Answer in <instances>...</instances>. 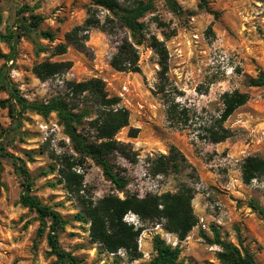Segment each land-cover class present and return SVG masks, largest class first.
Segmentation results:
<instances>
[{"label":"rangeland","instance_id":"rangeland-1","mask_svg":"<svg viewBox=\"0 0 264 264\" xmlns=\"http://www.w3.org/2000/svg\"><path fill=\"white\" fill-rule=\"evenodd\" d=\"M92 1L0 0V35L5 34L9 24L15 23L11 8L27 6L33 14L43 18L38 31L31 34L35 43L20 39L15 61L9 64L10 78L21 96L28 102H44L59 96L75 108V112L86 111L79 131L91 141L96 137L90 125L98 115L95 99L86 93L72 96L66 84L91 79L112 82L116 71L109 63L124 34L118 29L112 36L91 30L83 53L68 48L64 55L55 56L52 48L63 42L65 34L73 27L83 23L86 8ZM206 1L209 13L198 9L197 0H176L181 9L179 15L156 2L152 13L142 20L145 29L141 45L136 46L139 73L118 75L121 82H130L128 93L118 95V82L103 83L107 97L117 98L116 108L124 109L128 115V127L114 138L120 151L108 158L114 172L125 181L122 191L87 159L72 168L74 174L82 177L79 199L69 192L61 177L63 168L58 158L77 156L54 114L42 117L25 111L19 130L1 140L6 152L24 162L33 181L32 195L65 221L58 235L60 248L83 264H149L155 257L152 240L156 235L166 245L179 248L181 264H221L216 258L218 247L202 238L203 234L211 240L214 226L222 239L248 250L256 264H264V225L248 208L250 201L264 208V178L246 186L241 182L240 173L246 157L264 158V87H248V79L255 77L258 70L264 71V0ZM99 15L103 19L107 13L100 10ZM22 16L26 18L28 14ZM45 31L55 35L54 43L40 37V32ZM127 36L133 43L130 34ZM151 37L161 42L167 51L168 71L163 79L159 58L150 47ZM37 45L46 46L47 51L38 52ZM0 51L9 53L8 46L1 41ZM43 61L69 62L71 68L41 82L33 75L32 68ZM3 64L0 59V67ZM160 87L162 93H158ZM233 91L247 93L249 100L224 124L231 137L220 144L201 140L205 123L211 117L217 118L222 109L221 95ZM6 98V93L0 91V100ZM170 101L178 104L179 110L186 111V125L172 127L167 123L165 111ZM14 126L7 110L0 109V127L8 130ZM134 133L136 137L130 138ZM171 148L184 156L192 169L179 167L166 175H155L160 156H169ZM120 156H129V159ZM182 185L194 190L193 212L205 229L197 225L179 242L162 226L142 225L136 216L128 214L124 222L144 228L138 241L142 257L134 262L128 260L124 251L108 254L93 244L89 224L77 218L83 212L78 200L84 206L95 205L109 196L124 199L132 194L143 197L175 193ZM20 192L12 167L2 162L0 264H55L56 259L47 256L45 235H36L37 215L18 204Z\"/></svg>","mask_w":264,"mask_h":264},{"label":"trees","instance_id":"trees-1","mask_svg":"<svg viewBox=\"0 0 264 264\" xmlns=\"http://www.w3.org/2000/svg\"><path fill=\"white\" fill-rule=\"evenodd\" d=\"M156 2H161L172 14L179 15L181 9L176 0H93L86 8V18L79 26L73 27L64 36V41L56 44L52 48L55 56H62L68 48H73L81 53L86 51V42L91 30L112 36L118 29L122 36L116 47V53L109 63L110 67L118 73H139L138 53L136 46L141 45L142 33L145 25L142 20L151 14ZM199 10L208 12L206 0H197ZM105 11L107 15L101 19L99 11ZM11 17L15 23L6 27L4 35H0V41L4 42L9 53L3 54L0 51V59L4 64L0 67V91L6 93L7 98L0 100V109L7 110L10 119L15 122V126L8 130L0 127V173L2 162L9 164L19 180L21 192L18 204L37 215L39 227L37 237L45 235L48 247L47 256L56 259L55 264H83L70 253L63 251L59 246L58 235L63 230L65 221L59 213L48 206L42 205L40 201L32 195L33 181L29 176L24 162L12 154L5 151L2 139L8 138L17 132L21 126L22 113L31 111L35 114L47 117L51 114L56 116L58 124L62 127L63 133L69 140L73 153L77 158H68L63 155L60 159L62 163L61 177L67 185L70 193L77 196L80 192L82 177L74 174L72 168L82 165L87 159L91 160L99 167L106 179L111 182L119 191L125 187V181L112 169L108 158L115 152H119V144L114 139L119 131L128 127V115L124 109L116 108L117 98H108L104 91V84L101 80L91 79L80 83H67V90L74 97L89 94L95 99L98 107L97 117L90 122L96 131L95 140L91 141L87 136L79 131L83 119L87 116L86 111L75 112L64 98L55 97L44 102H28L23 98L10 78L11 66L14 63L20 39H31V34L38 31V27L43 21L39 15L33 14V10L27 6L11 8ZM28 14L25 18L22 15ZM22 16V17H21ZM19 17V18H18ZM127 34L134 41H129ZM40 37L49 43H54L55 35L52 32H40ZM150 47L159 58L161 79L168 71V55L166 48L155 37L150 38ZM264 44V35L262 36ZM38 52L47 51L46 46L37 45ZM71 68L69 62H49L43 61L34 65L33 75L41 82H46L52 78L66 73ZM248 87H264V71L258 70L255 77L248 79ZM163 88H158V93H162ZM249 100L247 93L239 91L226 92L220 97L222 109L217 118L211 117L202 128L203 136L200 139L210 144H220L231 137V133L224 127L228 118ZM19 110L17 109V107ZM165 118L172 127L186 125L188 118L185 110H179V105L174 101L167 102ZM135 133L130 138H135ZM129 159V156H120ZM155 175H166L171 170H178L179 167L192 169L184 156H181L174 148L169 151V156H160ZM241 182L250 185L254 181L264 178V158L258 156L246 157L241 164ZM194 190L182 185L175 193H163L161 195H126L124 199L118 197H105L97 204L84 206L83 212L77 218L89 224V238L93 244L99 245L108 254H117L124 251L130 262L141 259L142 254L138 249V241L143 226L136 227L124 222L128 214L136 216L143 224L162 226L168 234L176 236L179 242L184 241L189 233L198 225V219L192 208ZM248 208L254 212L264 225V208L256 201H250ZM83 215L85 217H83ZM212 239L209 240L202 234V238L209 244L218 247L216 258L221 264H256L253 256L248 250L236 247L226 242L220 237V232L215 226L211 228ZM152 250L155 257L149 264H181L178 261L180 250L176 246L172 248L158 236L152 240Z\"/></svg>","mask_w":264,"mask_h":264},{"label":"built area","instance_id":"built-area-1","mask_svg":"<svg viewBox=\"0 0 264 264\" xmlns=\"http://www.w3.org/2000/svg\"><path fill=\"white\" fill-rule=\"evenodd\" d=\"M121 73L115 72L114 75H112V82H108V80L104 79L102 80L103 83H106L108 85H111L113 82H118L120 84V90H119V96H122L124 94H127L129 91V81H120V78L118 77V75H120ZM110 97V96H109ZM198 225H200L202 227V229H205V226L202 224V221L200 220V224L198 223Z\"/></svg>","mask_w":264,"mask_h":264}]
</instances>
